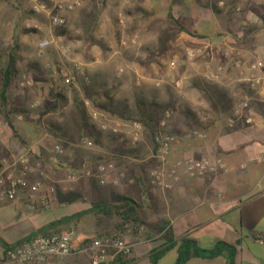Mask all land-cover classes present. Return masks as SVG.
I'll list each match as a JSON object with an SVG mask.
<instances>
[{"label": "crops", "instance_id": "1", "mask_svg": "<svg viewBox=\"0 0 264 264\" xmlns=\"http://www.w3.org/2000/svg\"><path fill=\"white\" fill-rule=\"evenodd\" d=\"M34 1L40 0H0V44L15 42L18 48L12 52L18 75L5 103L0 102V180L15 178L27 167L30 183L40 180L39 195L49 186L64 191L95 158L115 157L109 148H119L123 156L118 159L128 165L121 168L123 173L119 170L121 177L129 172L127 192L116 190L117 178L111 180L112 192L132 200L145 223L129 221L120 231L115 229L132 252L114 264H174L182 239L203 250L226 243L235 247L234 264H264V0H84L93 18L83 38L72 31L70 46L77 53L72 62L78 70L70 85L64 80L71 63H61L51 45L37 56L34 42L27 39L22 19L30 15ZM220 1L224 4H217ZM31 15L34 22H44V16ZM77 16L67 15L73 29ZM173 21L183 29L175 41ZM125 28H130V37L119 36ZM200 46L208 51L196 66L183 65L184 50ZM23 74L33 81L30 87H19ZM83 74L94 89L82 87ZM107 95L117 111L113 115L96 108L106 103ZM242 102L248 104L242 114L251 122L229 128L227 120ZM77 103L84 105V121ZM161 106L177 110L169 127L175 140L162 164L153 160L151 143L139 140L130 146V129L113 136L105 132L103 121L108 119L114 127H129L127 120L115 118L119 111L134 114L129 121L157 118ZM79 133L93 149L74 143ZM188 157L220 161L225 170L216 166L190 177L179 166ZM170 170L178 177L170 190L152 184L153 173ZM85 181L83 188L90 191ZM37 204V197L29 203L25 195L14 202L0 199V238L15 244L91 208L89 199L44 208ZM96 218L88 214L81 218L86 224L80 219L71 226L72 254L46 264H90L78 252L87 240L104 233ZM119 224L118 218L115 227ZM0 250V264H10ZM185 264H226V256L192 258Z\"/></svg>", "mask_w": 264, "mask_h": 264}, {"label": "built area", "instance_id": "2", "mask_svg": "<svg viewBox=\"0 0 264 264\" xmlns=\"http://www.w3.org/2000/svg\"><path fill=\"white\" fill-rule=\"evenodd\" d=\"M51 6V11L48 12L49 23L52 27L59 28L65 26V19L61 15L62 10H72L81 4V0H48ZM221 1L219 5H223ZM45 10L44 5L40 4L38 1H34L32 6V11L36 14L43 12ZM31 25H25L26 29H29ZM47 42L43 41L39 44L40 50H44L47 46ZM197 53H188V59L192 60ZM78 70L75 67L74 71H70L64 80L66 85H70L74 82L75 75L74 72ZM88 84L89 81L85 80ZM258 84V82H254ZM20 88H26L31 85V81L25 76H22L18 82ZM248 107L247 102H242L234 110L233 115L227 120V125L229 128H233L237 122H243L244 124H249L251 121L242 114V110ZM177 114L176 108L170 107L162 111L161 118L159 119L157 126L155 127L153 133V147L154 153L152 158L158 163H164L171 149V146L175 140L173 134L169 132V127L173 121L175 115ZM96 116L95 113L92 114ZM17 116V115H15ZM18 117V116H17ZM16 117V118H17ZM133 130L135 134L132 137L133 143L138 141V133L142 131L141 124L135 122L133 124ZM1 132V128H0ZM116 129L112 130V133H116ZM198 138H203V135L198 132L193 133ZM80 143L91 148L93 143L87 139L82 138ZM25 164L24 161H22ZM179 166H181L185 173L190 177L201 176L205 172L218 166L225 170L224 166L220 161L210 162L208 159H195L193 157H188L183 160ZM103 167L98 168V173H103ZM29 174V169L27 167L23 168L21 172L15 178H6L5 180H0V199L3 201H17L22 195H25L29 203L33 202L37 197L41 204L45 203V195H39L40 180L30 183L27 179ZM42 176V174H40ZM84 176L90 177L92 173L86 171ZM168 177L169 181H165L164 178ZM178 180L175 170H170L168 172L158 171L151 175V182L153 185L159 186L165 190H170L172 183ZM101 183L102 180L100 181ZM56 188L54 186H49L46 193L54 194ZM75 237L74 229L70 228L65 232H56L48 236H37L33 239L23 242L13 249L7 250L4 254V260L10 264H27V263H37L46 264L51 262L55 258L67 257L72 254V240ZM132 247L131 245L123 239L120 235H113L110 237L98 236L92 237L86 241V243L79 250L80 255H84L90 264H101L103 262L109 261L110 264L115 263V259L127 258L131 255Z\"/></svg>", "mask_w": 264, "mask_h": 264}, {"label": "rangeland", "instance_id": "3", "mask_svg": "<svg viewBox=\"0 0 264 264\" xmlns=\"http://www.w3.org/2000/svg\"><path fill=\"white\" fill-rule=\"evenodd\" d=\"M87 1V0H85ZM84 0H81V4L80 6L72 9V10H67V9H64L62 10L61 12V15L64 17L65 19V26L64 27H59V28H55V27H52L49 23V17H48V12L51 11V6L49 5L48 3V0H40L39 3L44 5L45 7V10L43 12H40L38 13L40 16H44V22L41 23V22H34V16L31 15V13L33 14L34 12L31 11L29 12V16H26L25 19H22V24H29L31 25V27L29 29H26L24 28L25 32L26 30L30 31V32H26L27 34V39L28 41L31 43L32 41L34 42V53L37 54V56H43L46 52V49L51 45L53 47H56L57 49V52H58V55H59V58H61L62 62L63 63V60L66 61V64H70V69L71 71H73V68L75 67H78L77 63L76 62H72L74 61V56H76L77 53L74 52V49L70 46V42L72 41V31L73 30H76L78 31V36H81L82 38L84 37L85 35V32L88 30L87 28V24H88V20H90L91 17V13L89 11V4L85 2ZM221 2V1H220ZM223 2V1H222ZM224 3V2H223ZM217 4H219L217 2ZM85 7V8H83ZM83 8V9H82ZM96 13L98 11H95ZM78 15L75 19V21H73L74 23V27L75 29L71 28L70 26V21L67 19V15L68 14H75ZM36 14V13H34ZM31 21H29V20ZM43 25V27H42ZM25 27V26H24ZM42 27V28H40ZM174 28H172V38H173V41H175V39L177 38L178 34L181 32L178 30L177 27L173 26ZM40 28V29H39ZM42 30H43V33H42ZM58 30H65V35L64 36H57L55 33L58 31ZM148 32L150 31V29H147ZM130 28H125L124 29V32L123 33H119V36H123V37H126L127 35H129L128 37H130ZM46 33H48L47 35H45ZM43 41H46L48 44L46 46V48H44V50H40L39 48V44ZM12 42V41H11ZM105 44H103L102 46H104ZM16 46V43L15 42H12L10 44H8L7 46H4L2 44H0V57L3 53H5L4 51L7 52H10L12 53L13 51H17L18 52V48ZM128 44L126 45H122V47H127ZM130 50H132L131 53H133V51H135L134 48H129ZM11 50V51H9ZM208 51V49L204 46H200V47H191V48H187L184 50V54L185 55V60H183V65H185L186 67H195L196 66V63L197 61L203 57L206 52ZM188 53H197V55L192 59V60H189L188 59ZM58 59V58H57ZM59 62V60H58ZM60 63V62H59ZM33 66V65H32ZM72 68V69H71ZM21 69L23 70V66H21ZM26 69V68H25ZM84 75V74H83ZM116 75V74H115ZM22 76H25L27 79H29L26 75H20L19 76V80ZM86 75H84L83 77V84H82V87L85 86L87 87L86 89H88L87 91H90L89 88L91 89H94V84L92 83V81L87 77ZM116 77V76H115ZM114 77V79H115ZM18 80V81H19ZM30 80V79H29ZM85 80L89 81L88 84L86 82H84ZM16 81V79H15ZM31 81V85L33 84V81ZM76 81V77L74 79V82ZM35 82V81H34ZM106 86V85H104ZM109 86V85H107ZM30 87V86H29ZM107 90H110L109 88H107L106 90L104 89V91H107ZM92 91V90H91ZM108 96V95H107ZM129 100H131V97H129ZM127 106V105H126ZM131 110L134 109V106L131 105ZM172 106H161V108L158 109V121L159 119L161 118V114H162V111L167 109V108H170ZM126 108V107H125ZM174 108V107H173ZM126 111V113H125ZM77 112V111H76ZM131 112V111H130ZM114 113H117V111H114ZM119 115L116 116L115 118L117 119H121V120H127V125L129 127H126V128H123L122 126H120L119 128L118 127H114L113 124L110 123V120L111 119H108L107 121H103V123L107 126H105L106 130L105 132H107V134H109L110 136H113L115 135L116 133H118V131L121 129L122 131L127 129L129 131L130 129V132H131V137H130V146L132 147L133 144H137L139 142V140H143L144 142H146L147 144H150L153 145V141L151 139V136L149 134V132L147 131V129L139 122V119H136V120H131L129 121L128 116L130 115H134L132 113H128V110L127 109H124V111H119ZM107 115H111V114H108L106 113ZM70 118V117H69ZM69 120V119H68ZM70 121V120H69ZM135 122H138L141 124V127H142V131H140L138 133V141L136 143H133L132 141V137L133 135L135 134V131L133 130V124ZM172 123V122H171ZM171 125V124H170ZM132 129H131V128ZM113 129H116V133H112V130ZM120 130V131H121ZM80 131V130H79ZM171 133V132H170ZM172 134V133H171ZM117 135V134H116ZM83 133H79L74 139H75V144H79L81 139L83 138ZM132 143V145H131ZM81 144V143H80ZM149 146V145H148ZM145 147V146H144ZM94 148V145L90 148V149H93ZM109 151L111 154H115L116 156L115 157H111V158H102L101 160H98L95 158L91 165H90V168L88 169V171H90L92 173V176L90 177H87V176H84V174H81V172H79L80 174L77 175L76 179H75V182L73 183L75 186V188L70 185L69 188H68V184L64 186L65 190L62 191L61 188L57 187V190L60 189L61 192H71V191H76V192H79L80 194H82L83 196V199L82 201L80 202H83L85 200H88L90 198H94V193L92 191H85L84 188H83V184H84V181L88 184V185H91V187H93V189H105V188H108V189H115L113 185L115 184H111V180H115V178L117 179H120V183L117 185L119 188H117L116 190H118L119 192L122 191L124 195H126V192H127V187L125 185L126 181H127V175L129 172H125L124 175L121 177L120 173L121 171H119L122 167H128V165H126L124 162L121 161V159H118V157H122L123 156V153L119 151V148H112V146L109 148ZM122 151V150H121ZM118 153V154H117ZM92 155V154H91ZM107 157V156H106ZM147 157V156H145ZM155 160V159H153ZM112 166V167H111ZM99 167H103L105 168V171L101 174V173H98V168ZM122 170V169H121ZM80 171H83V170H80ZM110 171V173H109ZM122 173H123V170H122ZM110 175H113V178H110L108 176ZM78 178V179H77ZM145 179H147L145 177ZM102 180L103 183H101L100 181ZM150 180V178H149ZM148 180V181H149ZM73 188H72V187ZM95 187V188H94ZM97 218L95 219L96 222L98 223L97 226L100 228V230H103L104 233H100L102 236H107V235H110V236H113L114 234L116 235V231H115V226H116V222H117V219L118 217H115V216H111V217H108V216H103V215H100V216H96ZM86 220L85 219H81L80 223L82 224H86ZM75 229V228H74ZM113 234V235H112ZM99 235V234H97ZM100 236V235H99ZM1 252V250H0Z\"/></svg>", "mask_w": 264, "mask_h": 264}, {"label": "trees", "instance_id": "4", "mask_svg": "<svg viewBox=\"0 0 264 264\" xmlns=\"http://www.w3.org/2000/svg\"><path fill=\"white\" fill-rule=\"evenodd\" d=\"M172 23L175 27L178 28L179 31H183V29L178 26L176 21H173ZM26 32L30 31L26 30ZM55 34L57 36H64L65 30H58ZM17 75L18 70L16 68L15 56L10 52L3 53L0 57V102L2 104L5 103V94L7 89L9 88L13 79ZM106 100V103L104 102L101 105H97L96 108L101 112L113 115L114 110L112 109L111 99L109 98V96H107ZM159 108L161 107H158V109ZM77 111L80 115L81 120H86L84 105L82 103H77ZM139 122L147 129L153 141V133L155 127L157 126L158 119L154 118L153 116H149L141 118ZM90 191L91 193L93 191L94 198L89 199L91 205L89 211L81 212L70 217H65L55 222H52L46 227L34 233L33 235L15 244H7L0 238V248L3 251V258L7 250L13 249L23 242H27L33 239L34 237H37V235H42L46 237L52 233H56V229L58 228L60 229V232L67 231L68 229H70L71 226H74L82 217L88 214H92L93 216L103 215L108 217H118L121 220V224H119V226L115 228L117 232L120 231L124 224L128 223L129 221H132L134 224L145 223V221L141 217V214H136L137 206L133 203L132 200L128 199L127 197L116 195L112 192V189L108 188L93 189L91 185ZM107 196H109L110 198L106 199ZM82 200H84L83 196L79 192H61L60 189L57 190L56 188V191L53 195L50 193H46L44 204H41L38 201V204L36 206L44 208L49 207L51 205L72 204L75 202H80ZM116 235L118 234L116 233ZM106 237H110V235H107ZM169 244H171L169 246H172V241H169ZM223 253H225L226 256V264H234L235 247L232 245L220 242L213 249L203 250L198 248L192 240L182 239L178 244L177 258L174 264H185L188 260L192 258L212 259L221 256Z\"/></svg>", "mask_w": 264, "mask_h": 264}]
</instances>
